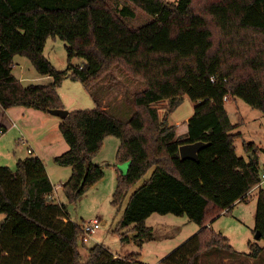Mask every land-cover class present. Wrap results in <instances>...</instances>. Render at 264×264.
Wrapping results in <instances>:
<instances>
[{
  "label": "trees",
  "instance_id": "16d2710c",
  "mask_svg": "<svg viewBox=\"0 0 264 264\" xmlns=\"http://www.w3.org/2000/svg\"><path fill=\"white\" fill-rule=\"evenodd\" d=\"M128 1L152 18L133 26V9L110 0H0V107L63 108L57 86L65 77L80 81L97 106L69 111L59 124L68 149L54 159L71 167L62 184L68 201L103 176L93 157L114 135L117 163L128 162L117 177L114 205L153 168L130 195L117 227L121 241L133 230L152 238L144 223L152 213L186 215L198 231L159 264H258L264 246L252 243L249 253L237 252L208 222L246 200L260 177L252 144H244L251 158L235 153L234 140L242 134L233 131L225 102L240 97L264 112V0ZM49 37L64 40L69 57L84 62L56 70L43 54ZM15 55L28 57L52 82L23 85L12 73ZM114 65L143 83L126 120L103 107L96 89ZM184 95L195 106L179 136L155 103L167 100L172 112ZM198 141L208 142L198 159H181L179 145ZM53 188L37 156L18 159L14 170L0 165V264H139V254L115 257L99 244L83 261L80 225L58 217L67 213L49 198ZM256 231L264 239V188L257 193Z\"/></svg>",
  "mask_w": 264,
  "mask_h": 264
},
{
  "label": "rangeland",
  "instance_id": "374dc122",
  "mask_svg": "<svg viewBox=\"0 0 264 264\" xmlns=\"http://www.w3.org/2000/svg\"><path fill=\"white\" fill-rule=\"evenodd\" d=\"M110 3L118 4L120 7L127 5L132 8L134 15L129 18V22L133 26L141 25L152 18L150 14L135 8L128 0H110ZM43 54L58 71L66 70L69 66H78L84 62L82 56L74 54L69 57L67 43L59 37H49L46 40ZM12 73L20 79L23 85L49 84L53 80L50 75L39 74L30 59L23 55H15ZM96 87L98 94L102 97V105L106 102L117 118L126 120L134 111L133 95L142 89L143 83L131 77L124 68L114 65ZM57 91L62 99L63 108L68 111L92 109L97 106L94 98L81 82L70 77L64 78L57 86ZM155 106L160 118L166 117L168 124L175 125L177 132L187 127V119L194 111L195 102L188 95H184L172 112L167 111V100L157 102ZM225 106L230 121L235 125L233 131L242 134L234 140L236 155L246 160L250 158L251 152L245 150L244 144H252L258 157L259 168L264 169V112L252 107L240 97H230L226 100ZM25 110L26 114L21 120L24 127L19 120L16 121L17 126L7 132L0 129V136H5L0 139V165H6L14 170L16 167L14 157L17 160L29 155L39 157L36 154L39 153L44 159L43 163L54 187L53 201L65 206L67 216L58 217L64 223L71 220L80 226L93 218L99 219L100 226L96 232L83 245L79 241L83 261L87 257L88 249L99 244L117 257L137 253L139 264H156L198 231L199 225L186 215L155 212L144 221L145 225L151 228L152 238L140 237L133 230L129 232L128 241H121L117 227L130 195L151 176L153 168H150L130 187L119 205H114L112 198L118 174L126 171L123 170L125 163L116 161L120 141L118 137L108 135L101 149L93 157V162L102 168L103 176L77 201L70 202L62 189V184L70 177L71 167L60 165L54 159L68 149V144L59 128L62 120L59 116L44 113L38 109L26 108ZM22 134L30 136L32 145L36 147L35 152L27 153L26 148L29 144L26 139L22 140ZM258 190V188L251 190L246 200L239 201L230 211H223L208 222L214 231L222 232L228 238L229 244L237 252L249 253L252 243L264 246V239H256L254 236ZM1 216L2 214H0V220ZM126 229L123 228L120 231L124 232ZM64 256L67 257L66 254ZM211 262V264H222L215 259ZM258 262V264H264V251ZM226 264L237 263L227 262Z\"/></svg>",
  "mask_w": 264,
  "mask_h": 264
},
{
  "label": "crops",
  "instance_id": "0c3cea01",
  "mask_svg": "<svg viewBox=\"0 0 264 264\" xmlns=\"http://www.w3.org/2000/svg\"><path fill=\"white\" fill-rule=\"evenodd\" d=\"M15 76V75H14ZM16 77V76H15ZM17 78V77H16ZM17 79H19V78H17ZM20 80V79H19ZM19 107V108H18ZM103 107H110L109 105H107L106 104V102H104V104H103ZM27 107H21V106H14V107H10V108H8V109H2L1 107H0V129L1 130H3L4 132L6 131H8L9 129H12L14 126L16 127L17 126V122L16 121H21L22 120V118L24 117V115L26 114V109ZM225 108H226V106H225ZM44 113H48V114H50L49 112H44ZM227 113H228V111H227ZM61 120H63V119H61ZM21 125H22V127H24L23 126V123H22V121H21ZM187 131V127L186 128H184L183 130H181V131H178L177 130V135H182V134H184L185 132ZM22 136L26 139V142L29 144L28 145V147L26 148L27 149V153H33V152H35V148L36 147H34V145H32V143H31V140H30V136L29 135H23L22 134ZM5 136L3 135V136H0V139H2V138H4ZM106 138H104V140H105ZM104 140H103V143H104ZM28 149H30L31 151L29 152V150ZM38 156H39V158L40 159H42V162H44V159L43 158H41V155L39 154V153H36ZM26 157H28V156H26ZM26 157H24V158H26ZM20 159H23V158H20ZM14 160H16L15 162H17V159H16V157H14ZM46 172H47V170H46ZM47 174H48V176H49V173L47 172ZM49 178H50V176H49ZM51 179V178H50ZM54 189V188H53ZM253 189H255V187L253 186L252 188H251V190H253ZM250 190V191H251ZM250 191H249V193H250ZM54 191H52V193H53ZM52 193H51V196H53L52 195ZM52 199H53V197H52ZM239 201H237V202H235V204L236 203H238ZM234 204V205H235ZM233 205V206H234ZM2 217V216H1ZM115 257H116V255H115Z\"/></svg>",
  "mask_w": 264,
  "mask_h": 264
},
{
  "label": "water",
  "instance_id": "95a60500",
  "mask_svg": "<svg viewBox=\"0 0 264 264\" xmlns=\"http://www.w3.org/2000/svg\"><path fill=\"white\" fill-rule=\"evenodd\" d=\"M48 112L52 115L59 116L61 119H65L69 114V111L64 108L49 109ZM206 145H208V142H202V141L193 142V143H183L179 145V154L181 159L197 160L198 159L197 151ZM249 156L250 158L252 157L251 154ZM124 163L125 166H123V170L126 171L128 167V162H124ZM254 236L256 239H259L260 232L256 231Z\"/></svg>",
  "mask_w": 264,
  "mask_h": 264
},
{
  "label": "built area",
  "instance_id": "2783aa9c",
  "mask_svg": "<svg viewBox=\"0 0 264 264\" xmlns=\"http://www.w3.org/2000/svg\"><path fill=\"white\" fill-rule=\"evenodd\" d=\"M22 140L25 138L21 136ZM29 152L31 151L28 149ZM255 188L262 189L264 188V169L260 171V177L257 183L254 185ZM53 196H49L50 199H52ZM99 219L98 218H93L89 221L84 222L80 228H81V241L84 243L96 232V230L99 228ZM159 264V263H156Z\"/></svg>",
  "mask_w": 264,
  "mask_h": 264
}]
</instances>
